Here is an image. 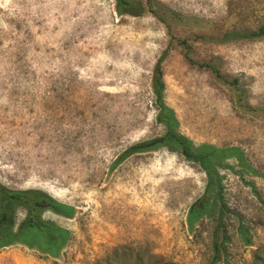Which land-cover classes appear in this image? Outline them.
I'll use <instances>...</instances> for the list:
<instances>
[{"label": "rangeland", "instance_id": "obj_1", "mask_svg": "<svg viewBox=\"0 0 264 264\" xmlns=\"http://www.w3.org/2000/svg\"><path fill=\"white\" fill-rule=\"evenodd\" d=\"M128 1L139 7L0 0V186L73 208L41 215L67 231L55 256L12 240L0 264H264V36L216 40L263 23L264 0ZM157 63L179 131L242 151L245 167L217 168L220 219L218 203L187 222L199 166L164 147L125 151L162 132Z\"/></svg>", "mask_w": 264, "mask_h": 264}, {"label": "trees", "instance_id": "obj_2", "mask_svg": "<svg viewBox=\"0 0 264 264\" xmlns=\"http://www.w3.org/2000/svg\"><path fill=\"white\" fill-rule=\"evenodd\" d=\"M123 5H133L139 7L138 2L131 3L128 0H116V11L121 13ZM264 36V22L255 27H237L224 30L219 37L218 42L233 39H254ZM188 58V56L186 55ZM189 59V58H188ZM201 65L214 70L212 64L203 62ZM217 76L218 72L215 73ZM163 84L158 63L155 65L151 76V93L154 103V122L162 127V132L154 137L137 141L130 144L125 151L143 152L164 147L170 151L177 152L184 160L196 164L205 173L203 193L187 208L186 219L191 224L198 218L211 217L215 205H218V219L223 214V202L221 197L220 174L217 168L222 166L226 159H234L238 165L245 167L242 151L237 146H215L209 143L194 144L189 138L183 135L178 128V121L173 110L162 100ZM125 153V152H124ZM119 154L118 159L124 154ZM229 168L228 166H222ZM251 171V170H250ZM212 192V196L209 193ZM23 195L18 193L17 196ZM218 201V202H217ZM54 211L64 216L70 217L73 214V208L55 203ZM21 235H8L4 238L5 243L12 240L22 241L30 247H35L39 252L55 256L67 238L65 228L47 220H27L21 226ZM242 232L241 230H239ZM25 233V234H24ZM2 243V242H0ZM217 249V248H216ZM217 257L214 256L215 260Z\"/></svg>", "mask_w": 264, "mask_h": 264}, {"label": "flooded vegetation", "instance_id": "obj_3", "mask_svg": "<svg viewBox=\"0 0 264 264\" xmlns=\"http://www.w3.org/2000/svg\"><path fill=\"white\" fill-rule=\"evenodd\" d=\"M18 193L25 194V196H17ZM55 203L48 196L43 195L38 191L28 192H13L6 191L0 186V242L4 244V238L8 235H21V221H35L41 220L42 214L45 210L53 213ZM20 207L24 211V217L14 224V211ZM1 244V243H0Z\"/></svg>", "mask_w": 264, "mask_h": 264}, {"label": "crops", "instance_id": "obj_4", "mask_svg": "<svg viewBox=\"0 0 264 264\" xmlns=\"http://www.w3.org/2000/svg\"><path fill=\"white\" fill-rule=\"evenodd\" d=\"M15 263L16 264H32V262H30L28 259L24 257H19L17 258V260L15 259Z\"/></svg>", "mask_w": 264, "mask_h": 264}]
</instances>
